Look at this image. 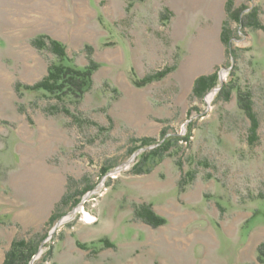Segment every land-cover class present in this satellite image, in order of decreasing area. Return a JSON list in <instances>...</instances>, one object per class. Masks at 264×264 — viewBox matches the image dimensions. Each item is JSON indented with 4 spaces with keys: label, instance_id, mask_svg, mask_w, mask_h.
I'll list each match as a JSON object with an SVG mask.
<instances>
[{
    "label": "rangeland",
    "instance_id": "rangeland-1",
    "mask_svg": "<svg viewBox=\"0 0 264 264\" xmlns=\"http://www.w3.org/2000/svg\"><path fill=\"white\" fill-rule=\"evenodd\" d=\"M72 1L84 3L85 26L63 42L46 30L54 14L78 18ZM228 1L0 0V264L17 239L39 245L30 264H264V28L240 27ZM234 3L258 6L264 25V0ZM40 34L64 43L79 68L93 48L100 65L80 102L17 91L58 61L33 45ZM167 67L174 69L159 81L141 88L132 81V70L143 78ZM215 72L218 85L195 97L196 80ZM224 84L236 86L229 100L219 95ZM237 88L251 92L260 122L253 145ZM52 105L67 106L78 121L49 112ZM190 129V143L179 141L151 172L135 171L138 155L157 145L134 150V138L159 142L164 130ZM190 170L195 179L180 185ZM142 204L165 224L138 218Z\"/></svg>",
    "mask_w": 264,
    "mask_h": 264
},
{
    "label": "trees",
    "instance_id": "trees-1",
    "mask_svg": "<svg viewBox=\"0 0 264 264\" xmlns=\"http://www.w3.org/2000/svg\"><path fill=\"white\" fill-rule=\"evenodd\" d=\"M248 6L245 4L240 7H235L234 0H229L227 2V10L228 16L238 22L240 27H252L255 29L264 28L260 18L259 12L260 9L258 6L253 7L248 10ZM232 32L233 30L229 27V22L223 26L222 31V40L228 46L231 45L232 40ZM33 45L36 46L37 49H49L53 54L58 57L57 62L50 63L48 67V73L41 80L32 85L23 84L18 82L16 84V89L19 93L22 90H31V91H43L55 98L59 101H64L66 98L70 99L72 102H80L84 95L91 89L93 85V76L94 73L99 68V63L93 59V48L91 46H87V54L89 62L82 68L77 67L73 64L72 59L69 57L66 45L59 40L52 38L48 34H40L33 40ZM174 68L167 67L163 70H159L157 72L149 74L145 77H139V75L135 72V70L131 71V77L133 83L140 87L148 85L154 81H159L166 77L169 72H171ZM219 75L217 72L207 75L200 76L194 86V96L202 99L206 92L218 85L219 83ZM236 88L233 84H224L221 89L219 95L220 97H224L226 100L231 98L232 91ZM237 101L238 106L245 111L247 116L251 120V125L249 128V136L248 141L251 145L255 144L259 140L258 130L260 127V122L255 114L252 100V94L248 90H242L241 88H237ZM49 112L51 113H59L65 112L66 114L72 116L76 121H78L79 117L73 113L67 106L58 107L52 105L49 107ZM163 139L159 142L156 141L155 138L151 137H142V138H134L132 141L134 143L133 149H142L146 146L156 144L157 146L143 151L140 155H138V162L135 164V171L137 173H149L151 172L155 166L160 164L165 156H167L172 149V147L177 146L179 141H186L188 143L191 142L192 129L185 135L172 134L167 135L166 131H163ZM110 168H104V173H108ZM196 177V171L190 170L185 173V175L180 180V185L188 184V180H194ZM212 175L208 174V178H211ZM188 178V180H187ZM259 197L264 199V191L259 193ZM63 200V202L67 201ZM82 200V194L80 196H76L74 198V204L78 205ZM56 215L51 216L50 221H54L57 218ZM135 215L145 221L146 223L158 227L160 225L165 224L167 221L165 217L159 215L151 205L142 204L135 208ZM106 242L107 245L113 246V243H110L107 240H101V242ZM80 245H82L79 242ZM87 247V245H83ZM39 245L32 241H28L26 239H17L12 243L11 248L6 253L5 260L3 264H30L33 257L38 253ZM258 259L260 262H264V243H261L258 247Z\"/></svg>",
    "mask_w": 264,
    "mask_h": 264
},
{
    "label": "crops",
    "instance_id": "crops-1",
    "mask_svg": "<svg viewBox=\"0 0 264 264\" xmlns=\"http://www.w3.org/2000/svg\"><path fill=\"white\" fill-rule=\"evenodd\" d=\"M76 19L74 15H67V17H61V15H53V21L51 22V29H47L46 32L50 33L53 37L62 40L63 42L74 41L80 36V29L84 30L85 26V8L83 2H73ZM81 19H80V18Z\"/></svg>",
    "mask_w": 264,
    "mask_h": 264
},
{
    "label": "bare ground",
    "instance_id": "bare-ground-1",
    "mask_svg": "<svg viewBox=\"0 0 264 264\" xmlns=\"http://www.w3.org/2000/svg\"><path fill=\"white\" fill-rule=\"evenodd\" d=\"M223 77H224V74H223ZM215 96H216V90L211 91V93L207 97L208 102L212 103V101L214 100ZM73 215H74V213H71V215L65 217L64 220H62V221L64 222V221L68 220L69 218H72ZM86 218H87L86 220L88 222H91V223H93V222H95L97 220L96 217L93 214L87 213V212H86Z\"/></svg>",
    "mask_w": 264,
    "mask_h": 264
},
{
    "label": "water",
    "instance_id": "water-1",
    "mask_svg": "<svg viewBox=\"0 0 264 264\" xmlns=\"http://www.w3.org/2000/svg\"><path fill=\"white\" fill-rule=\"evenodd\" d=\"M223 83V82H222ZM221 88V87H220ZM219 88V89H220ZM136 155L137 154H135V156L134 157H136ZM77 212V210H73L71 213H76ZM62 222L60 221V223H58L56 226H55V228H54V230H56L57 229V227L59 226V224H61ZM37 255H35L33 258H35Z\"/></svg>",
    "mask_w": 264,
    "mask_h": 264
}]
</instances>
